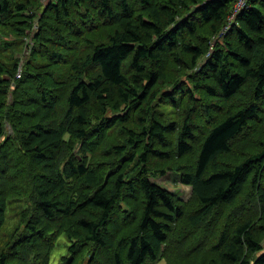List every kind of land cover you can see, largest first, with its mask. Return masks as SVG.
I'll list each match as a JSON object with an SVG mask.
<instances>
[{
	"label": "trees",
	"instance_id": "trees-1",
	"mask_svg": "<svg viewBox=\"0 0 264 264\" xmlns=\"http://www.w3.org/2000/svg\"><path fill=\"white\" fill-rule=\"evenodd\" d=\"M235 3L0 0V264L60 234L63 264H264V0Z\"/></svg>",
	"mask_w": 264,
	"mask_h": 264
},
{
	"label": "rangeland",
	"instance_id": "rangeland-1",
	"mask_svg": "<svg viewBox=\"0 0 264 264\" xmlns=\"http://www.w3.org/2000/svg\"><path fill=\"white\" fill-rule=\"evenodd\" d=\"M42 2H45L42 0ZM151 180L161 187L168 189L169 191L177 194L184 200H187L190 197L191 190L189 186L183 185L179 181V174L173 171H167L164 175L157 177H152ZM18 206L16 201L7 207V219H6V228H13L14 221H16V214ZM262 244L264 247V238L262 239ZM69 245V240L64 234H60L57 237L55 246L50 254V260L48 264H63L61 257L67 255V247ZM164 259L160 258L153 263L149 264H164ZM201 261V258L191 256L188 260L184 261V264H197Z\"/></svg>",
	"mask_w": 264,
	"mask_h": 264
},
{
	"label": "built area",
	"instance_id": "built-area-1",
	"mask_svg": "<svg viewBox=\"0 0 264 264\" xmlns=\"http://www.w3.org/2000/svg\"><path fill=\"white\" fill-rule=\"evenodd\" d=\"M46 1V0H43ZM245 4V0H236V3L233 6V9L229 15V20L233 19L234 15L243 7ZM224 30V29H223ZM20 76V68H18L16 72V77Z\"/></svg>",
	"mask_w": 264,
	"mask_h": 264
},
{
	"label": "bare ground",
	"instance_id": "bare-ground-1",
	"mask_svg": "<svg viewBox=\"0 0 264 264\" xmlns=\"http://www.w3.org/2000/svg\"><path fill=\"white\" fill-rule=\"evenodd\" d=\"M256 45V44H255ZM264 103V102H263Z\"/></svg>",
	"mask_w": 264,
	"mask_h": 264
}]
</instances>
